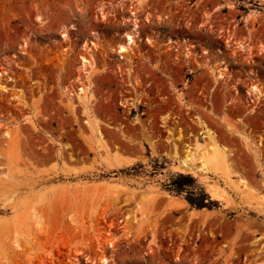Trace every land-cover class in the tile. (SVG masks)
Segmentation results:
<instances>
[{"label": "rangeland", "instance_id": "374dc122", "mask_svg": "<svg viewBox=\"0 0 264 264\" xmlns=\"http://www.w3.org/2000/svg\"><path fill=\"white\" fill-rule=\"evenodd\" d=\"M137 3L0 0V66L12 78L0 100V264H30V255L60 264L74 258L77 264H100L102 256L108 264H264V206L258 200L264 196V151L256 161L246 148L264 146V100L254 104L247 95L252 86L264 94V0ZM132 7L138 10L140 40L128 61L114 50L131 27ZM61 32L68 34L64 42ZM168 39L178 45L168 46ZM90 41L97 46L90 108L108 153L92 152L81 107L71 112L68 105L70 91L79 87L83 45ZM186 45L195 46L188 59ZM220 61L229 73L214 84L208 68ZM19 90L26 107L13 99ZM125 100L134 107L122 106ZM196 117L233 152L231 169L247 185L245 196L227 189L228 203L212 201L205 181L175 171L166 140L182 155L199 131L191 121ZM18 126L24 129L17 132ZM6 129L11 139L2 137ZM109 158L138 162L111 172L100 166ZM152 184L187 208L152 200ZM201 197L207 199L202 209L188 202L198 204ZM7 200L12 203L4 207ZM107 205L114 211L102 216ZM32 207L42 233L29 219ZM191 210L200 213L193 217ZM105 240L113 248L102 254L98 243Z\"/></svg>", "mask_w": 264, "mask_h": 264}, {"label": "bare ground", "instance_id": "6f19581e", "mask_svg": "<svg viewBox=\"0 0 264 264\" xmlns=\"http://www.w3.org/2000/svg\"><path fill=\"white\" fill-rule=\"evenodd\" d=\"M136 1L138 2L136 4V7H137L139 4H141V2L144 3L147 0H142V1L136 0ZM140 7H142V5ZM131 9L132 10L129 12L130 17L127 19V21H129L131 23V27L129 29H127L128 31H124L123 36H122V38H123L122 42H120L118 44L117 48L114 50V53H116L117 55L122 57L121 59H123V60L129 59L128 61H130L131 56H133L135 54L134 48L139 47L138 40H140V25H139L140 21L138 20V17H137V13H138L137 11L138 10L136 11L135 7L134 8L132 7ZM102 16L104 17V14H102ZM61 38L63 39L62 40L63 42L66 41L68 39V34L66 32H63L61 34ZM147 41L149 42V39H147ZM58 43H60V42H58ZM167 43H168V46H169V44L170 45H178L176 42L169 40V39H168ZM228 43H229V41H227L225 46H227V48L229 49L233 45H227ZM171 47H173V46H171ZM193 47H195V46H193ZM193 47L192 46L185 47L187 50V53H184L185 58L188 59L189 55H192L189 52V50ZM22 48H27V45L25 43H23ZM95 49H97V46L92 41H90L89 44H87L85 42L83 45V50H84L85 54L80 56V65H79L80 74L75 78V80H76L75 82L79 83V87L77 88V90L75 91L74 94L73 93L70 94L71 93V91H70V93H69L70 98H68V103H69L68 105L70 106L71 112H74V110L77 111L78 106L81 107V109H82L81 113H82L83 117L86 118L84 124L87 126L89 132L91 133V135L94 139V149H91L92 152L93 153H99L100 151H102V152L108 153L106 142L104 140V136H103L102 129H101L102 127L100 125V122L92 114L91 108H90L91 104L95 100V97L92 95V76H91L92 70H95L94 68L96 66L95 60L93 58V52ZM169 49H171V48H169ZM238 49L244 50L245 46L238 43ZM251 50L252 49H248L247 52H248L249 56L252 58L254 52ZM261 51L264 52V47H262ZM206 55H207V53H206ZM176 56H177V54H176ZM233 56L234 57L237 56V51L233 50ZM178 57H180V55ZM178 57H176V61L181 60V57H180V59ZM173 60H175V59H173ZM191 61H193V60H191ZM195 61H197V60L195 59ZM208 69H209L210 74L214 77V84L215 83L219 84V82L221 80H223V81L226 80V78H225L227 75L226 73H229L228 72L229 70L227 69V65L223 61L222 62L220 61V63L218 65L209 67ZM128 72H130V69L126 70V73H128ZM3 80H5L6 83ZM11 80H12V78H10L8 76V72L4 71L3 68L0 66V97H1L0 100L1 101H4V98H6L7 94H9V88L7 86V84H8L7 81L10 82ZM67 90H68V88L67 89L63 88V92L67 93L68 92ZM247 95L251 98L252 97L254 98V99L252 98L253 103L257 100H259V101L264 100V99H262L264 97V94H263L262 90L257 86H252L251 88H249L247 90ZM72 96L76 97L75 99L77 100V105H75V103L73 102V100L71 98ZM13 99H16L18 101V105H21L23 107L25 106L26 100L24 101L23 94L20 90L18 91V94L14 95ZM232 99L233 98L231 97V100ZM237 101H238V99H237ZM239 101H240V99H239ZM122 106L134 107V104L129 103L128 100H125L123 102ZM252 111L253 110H250V112H248V113H252ZM168 119H169L168 116H165L162 119V121L164 122L163 123L164 125H165V123H167ZM191 121H193V123L198 126L199 131H198L197 135H192V137H194L193 142L191 144L185 145V148L182 151V155L178 154V152L176 150L177 149L176 145L173 143L172 140H166L167 144L172 145V148H173V154H171V158L175 162V168H174L175 171L178 173H182V174L183 173L184 174H190L196 178L199 177L203 181H205L204 182L205 191L208 194V196L210 197V200H212V201H216V202L226 201V203H228L227 198L229 199V197H231L229 191H231V192L236 191L240 195L245 196L246 195L245 191L247 189V185L242 180L236 181L234 179V174H233V171L231 169L230 158L234 156L233 152L228 150L224 146L220 145L216 134L212 130H210L206 126L204 121H202L199 117H196V118L192 119ZM163 127H166V126H163ZM110 128H112V127H110ZM23 129L24 128L20 127V126L16 127L17 132L22 131ZM10 132L11 131L9 129H6V131H4L2 133V137L6 138V139H11ZM167 132L169 134H171L170 131H167ZM236 134L238 135V138L246 141V138L242 134L237 133V132H236ZM261 147L263 148V151H264V146L260 145V144H258V145L257 144H250L249 146H246V148L253 153V156H254L256 161H258V158L260 156V152H263V151H260ZM62 148H68V146L64 145ZM139 161L144 162V160H139ZM137 162L138 161H136V160H119L118 161V160H114V159L109 158L100 166L104 167L105 170H107V171L115 172V171L122 170L126 167L132 166V165L136 164ZM259 166H260V169L263 170L262 165H259ZM210 176H215L218 179H220L222 181L223 186L220 184L219 181H213ZM263 177H264V172H263ZM149 187L151 188V191H152V192H150L151 194H149V195L150 196L153 195L152 200H156V199H160V198H166L168 200V202L170 203L169 207H172V209L179 210L182 208L183 209L187 208V206L185 205V203L182 200H179V202H177L176 200H178V198L172 197V196L166 194L165 192L159 190L157 188L156 184H152V186H149ZM120 188H123V191H124V189L127 190V188L124 186H120ZM227 189H229V191ZM133 194L134 193L132 192L131 195H133ZM147 197H149V196H147ZM114 198H116V197H114ZM258 200L264 206V196H260V198H258ZM114 202H116V200H114ZM11 203H12V200L5 201L4 207L10 205ZM97 204H99V203H97ZM109 204H110V202H109ZM110 205H112V204H110ZM113 206H114V204L112 205V207ZM107 207H108V205H107ZM13 208H15V206ZM98 208H99V206H98ZM108 208L109 209L106 212L104 211L105 209H102L103 210L102 216H105V214H107L108 212L113 213L114 208L113 209L110 207H108ZM96 209H97V207L95 208V210ZM95 210H94V212L96 213ZM190 213L193 217H197L200 212L196 211V210H191ZM12 219H15L14 215L12 216ZM29 219L32 222V224L35 226V228L38 227L39 232H41V233L44 232L41 230L40 224L37 222L38 217L36 214V209L34 207H32L30 209ZM100 219H103V218H100ZM0 220H3V219L0 218ZM96 221H95L97 223L96 225L98 226L99 225L98 219H96ZM91 223H93V221ZM94 226H95V224H94ZM93 230H95V229H93ZM103 233H101V234H103ZM97 234L98 235L96 237L98 240H100L101 238H99V237L102 235H100L99 232ZM30 237H31V235H28V238H30ZM257 239H259V238H257ZM98 242H100V241H98ZM14 245L16 246V248H20V245H19L18 241L16 240V237L14 239ZM98 245H99L98 247L100 248V252L102 254L105 253L106 249L113 248V245L106 240L103 241V243H98ZM29 257H30V261H29L30 264H60V261L58 259H56V258L53 259L51 256L40 257V258L35 259L36 261L33 260L35 257H31V255ZM107 258L105 256H102L100 258V261H99L100 264H108ZM77 262H78V260H76V258H74V262H71V264H77Z\"/></svg>", "mask_w": 264, "mask_h": 264}, {"label": "trees", "instance_id": "16d2710c", "mask_svg": "<svg viewBox=\"0 0 264 264\" xmlns=\"http://www.w3.org/2000/svg\"><path fill=\"white\" fill-rule=\"evenodd\" d=\"M175 184H176L177 188L180 191L181 190V184L180 183H175ZM205 201H207V199L206 198H202V197L199 199V203L198 204H195L194 202L188 200V202L191 204V206L192 207L195 206V207H197V209H202L203 207H205L206 206Z\"/></svg>", "mask_w": 264, "mask_h": 264}]
</instances>
